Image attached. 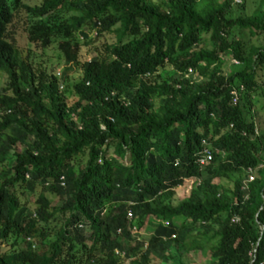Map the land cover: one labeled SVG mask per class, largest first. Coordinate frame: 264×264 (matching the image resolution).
I'll use <instances>...</instances> for the list:
<instances>
[{"label":"trees","instance_id":"obj_1","mask_svg":"<svg viewBox=\"0 0 264 264\" xmlns=\"http://www.w3.org/2000/svg\"><path fill=\"white\" fill-rule=\"evenodd\" d=\"M263 2L231 16L233 0H0V264H190L185 248L204 247L209 264H264V129L251 108L264 67ZM21 16L29 42L45 47L59 35V54L79 63L72 101L65 74L35 66L18 47L10 26ZM83 24L114 38L80 59L74 32L88 40ZM236 27L260 44L245 46ZM222 56L237 66L225 71ZM165 64L170 73L155 74ZM201 139L211 157L200 166ZM109 150L125 162H111ZM248 166L244 188L239 177L230 189L213 181ZM187 176L196 183L172 203ZM22 190L33 193L29 211ZM147 215L168 223L142 239L130 227Z\"/></svg>","mask_w":264,"mask_h":264},{"label":"rangeland","instance_id":"obj_2","mask_svg":"<svg viewBox=\"0 0 264 264\" xmlns=\"http://www.w3.org/2000/svg\"><path fill=\"white\" fill-rule=\"evenodd\" d=\"M29 4L32 3H38L40 0H23ZM198 2L201 0H197ZM258 3V0H233V3L231 4V16H237V15H244L248 14ZM243 5V6H242ZM264 6V2H263ZM61 13V12H60ZM56 14H59L57 11ZM73 12H64L63 16H70L72 15ZM62 15V13H61ZM24 18L26 16H21L19 19H14L11 24V29L13 30L14 34V40L17 43L18 47L23 51H26L28 48V51L30 52V57L33 59L32 62L34 63L35 66L44 68L48 72H54L56 69L59 71L63 72L65 74V81H66V86L64 89V95L66 96V100L68 102L72 101L73 99L76 98V94L72 92L71 88V82L76 80L78 76L80 75V68H79V63L78 62H73V61H66L62 57L61 54H59L57 48H56V43L58 38L60 37L59 35H52L51 41L48 45L45 47H40L38 44L34 42H29L26 38L23 25H24ZM81 28L84 29L86 32V37L88 40L85 41V39L81 38V36L78 34L77 31L74 32V36L79 40L80 42V50L78 56H80V59H83L85 57H88L89 55L93 54L94 52L102 49V45L106 41H112L114 36L113 33H104L100 34L99 36H94V29L93 27H90L89 24H83ZM233 34L235 37H238L244 44L245 46L253 44V45H258L260 44V39L254 35V34H249L248 30L246 28H234ZM84 40L85 42L82 43L81 41ZM86 43V44H85ZM200 45L208 47L209 45V38H208V33H204L201 35ZM223 57V56H222ZM224 63H223V69L228 72L230 68H234L237 66V64H233L232 60L230 57L225 56L222 58ZM171 69L169 68L168 64H165L162 67H159L156 71L155 74H159L161 77L166 76L169 74ZM255 80L257 83L256 88L254 91H252V111H253V119L255 122V125L257 127V132L261 133L264 129V67H260L256 70L255 72ZM6 83V77L4 73H0V87L5 85ZM13 147L17 149V144L14 143ZM111 150L108 151V154L110 153ZM125 157L119 158L115 157L112 154V158L110 159L111 162L114 164L118 162H125ZM85 159V153L83 151L78 152L75 154L71 162L73 165L76 167L78 164L82 163ZM245 171H236V172H226L222 173L219 176H214L213 181L219 182L221 187L224 189H230L232 185V181L236 178L239 177L241 180H243V177L245 176ZM196 178L192 176H187L184 177L181 181V183L173 186V195L170 198V201L172 203H175L178 200H181L186 197L188 194V191L191 187L194 186L196 183ZM46 195L49 198V202L51 205H57V203L60 202L59 197L54 195V194H49L48 192H45ZM21 197L23 199V203L26 205V210L29 211L33 208V193L29 190H22L20 192ZM158 222V221H156ZM160 222V221H159ZM174 223L178 224V222ZM153 225V221H147L144 223L138 231V234L142 237V239H145L148 237V232ZM212 226L208 228V230L211 232L212 231ZM194 231H190L188 234L193 233ZM197 233V232H196ZM195 233V234H196ZM194 235V234H193ZM190 237H187L185 240L189 242ZM11 238H8L7 241H10ZM6 241V242H7ZM3 245V244H2ZM7 243L3 247V249H9L10 247H6ZM173 250V249H172ZM184 255L187 257V259L190 261V264H209L210 263V258L208 255V250L207 247H204V249H199V248H191L183 251ZM214 260V258H211Z\"/></svg>","mask_w":264,"mask_h":264},{"label":"built area","instance_id":"obj_3","mask_svg":"<svg viewBox=\"0 0 264 264\" xmlns=\"http://www.w3.org/2000/svg\"><path fill=\"white\" fill-rule=\"evenodd\" d=\"M232 62H236L235 59L231 58ZM60 73V71L58 69H56L54 71V74L55 75H58ZM61 84V83H60ZM239 88H241V85L239 86ZM230 94L232 95L231 98L232 100H235L237 98V90L236 88H231L230 89ZM256 132V130H255ZM200 149L196 152V156H195V161L197 164H199L200 166L205 164L206 162H208L210 160V157H211V145L205 140V139H201L200 141ZM177 161L175 160L174 163H176ZM252 170L251 168L248 166L246 167L245 169V177L243 178L242 180V187H246V183L247 181H249L251 178H252ZM197 180V179H196ZM62 176H59V183L62 184ZM131 216V212H130V209H127L126 210V217L127 218H130ZM233 220H237V217H234ZM160 222L163 223L164 225H166L168 223V219L167 218H163V219H160ZM78 225H80V223H78ZM130 230L131 232L133 233H138L139 229H136L134 226L130 227ZM118 231V229H117ZM174 234L173 233H170L169 236H173ZM26 240H28L30 242V245L33 246L34 243L33 241L31 240V238L29 236L26 237ZM145 243V242H144ZM253 250L252 249L251 251H249V254L250 255H253ZM115 253H122V251H119L117 249L114 250Z\"/></svg>","mask_w":264,"mask_h":264},{"label":"crops","instance_id":"obj_4","mask_svg":"<svg viewBox=\"0 0 264 264\" xmlns=\"http://www.w3.org/2000/svg\"><path fill=\"white\" fill-rule=\"evenodd\" d=\"M147 221H153V225H154V223H156V221H160V218L158 219V218L154 217L153 215H147L144 223H146ZM175 222L179 223V220L176 219ZM153 225L151 226L149 232L147 233L148 235H150V233L152 232Z\"/></svg>","mask_w":264,"mask_h":264},{"label":"clouds","instance_id":"obj_5","mask_svg":"<svg viewBox=\"0 0 264 264\" xmlns=\"http://www.w3.org/2000/svg\"><path fill=\"white\" fill-rule=\"evenodd\" d=\"M54 73V72H53ZM25 175H27L26 173H25ZM78 223H80V225H78ZM78 226H81L82 225V223L81 222H77L76 223ZM27 237V236H26ZM26 237H25V239H26ZM31 238V237H30ZM31 240H32V238H31ZM28 241V240H27ZM33 241V240H32ZM31 246V245H30Z\"/></svg>","mask_w":264,"mask_h":264}]
</instances>
